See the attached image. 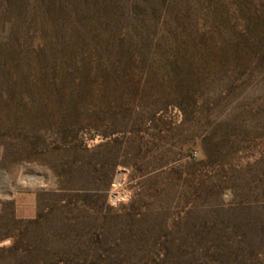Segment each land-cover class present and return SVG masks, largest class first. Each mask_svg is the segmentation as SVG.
<instances>
[{"label":"rangeland","instance_id":"374dc122","mask_svg":"<svg viewBox=\"0 0 264 264\" xmlns=\"http://www.w3.org/2000/svg\"><path fill=\"white\" fill-rule=\"evenodd\" d=\"M0 264H264V0H0Z\"/></svg>","mask_w":264,"mask_h":264}]
</instances>
